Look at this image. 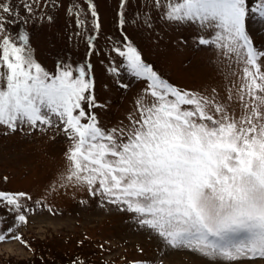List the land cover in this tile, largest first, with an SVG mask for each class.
Returning a JSON list of instances; mask_svg holds the SVG:
<instances>
[{
  "label": "snow or ice",
  "instance_id": "1",
  "mask_svg": "<svg viewBox=\"0 0 264 264\" xmlns=\"http://www.w3.org/2000/svg\"><path fill=\"white\" fill-rule=\"evenodd\" d=\"M86 3L98 32L97 12L91 0ZM41 4L25 0L19 19L27 24ZM150 4L164 21L210 33L199 35L196 42L214 47L229 64L242 65L226 101L215 89L206 95L165 80L123 33L121 11L117 15L123 39L108 38L110 52L120 63L110 59L108 71L117 77L118 87H128L119 79L121 70L144 82L127 124L101 126L93 111L100 105L90 64L86 70L84 65L57 62V71L50 73L34 60L27 47L29 35L22 30L16 37H0V126L10 132H63L70 146L56 187L84 186L90 195L131 213L135 224L158 240L161 257L188 250L228 262L264 258V51L247 32L249 18L264 20V0L251 5L248 0ZM126 5L127 0H120L122 10ZM16 15L9 0H0V31ZM76 15L78 26L87 24L79 11ZM144 16L149 24L151 17ZM95 39L87 37L90 53ZM33 205L40 201L26 192L0 191V207L15 221L0 229V242L18 240L28 246L14 229L29 222Z\"/></svg>",
  "mask_w": 264,
  "mask_h": 264
},
{
  "label": "rangeland",
  "instance_id": "2",
  "mask_svg": "<svg viewBox=\"0 0 264 264\" xmlns=\"http://www.w3.org/2000/svg\"><path fill=\"white\" fill-rule=\"evenodd\" d=\"M9 2L18 15L4 21L5 31H0V37H16L26 31L34 60L50 73L57 71V62L84 65L86 70L90 64L93 92L100 105L93 111L104 128L127 124L144 88L143 81L123 70L119 79L128 87H118L117 77L108 71L110 59L120 63V58L110 52L108 39H123L118 12L124 14L123 33L143 60L177 88L206 95L215 89L226 101L231 82L242 75V65L234 61L229 64L217 49L196 42L199 35L210 33L196 25L162 20L150 0H127L123 10L120 0H91L100 24L98 32L93 30L86 0H42L41 8L27 24L19 19L25 14V0ZM248 2L251 5L254 0ZM77 11L81 19H87L86 25H77ZM145 13L151 17L149 24L144 22ZM247 32L254 46L264 51V20L249 18ZM90 35L96 36L91 53ZM232 72L237 75H230ZM69 146L70 141L56 128L10 132L0 126V191L26 192L40 201V205H33L29 222L14 229L28 246L18 240L0 242V264H138L153 260L160 264L161 259L163 264H264L260 257L228 262L188 250L170 251L161 257L158 240L139 228L131 213L90 195L84 186L56 187L67 164ZM14 223L13 216L0 207V229Z\"/></svg>",
  "mask_w": 264,
  "mask_h": 264
}]
</instances>
